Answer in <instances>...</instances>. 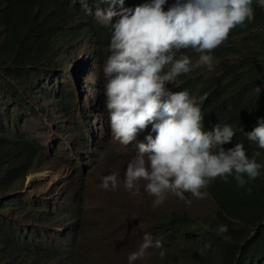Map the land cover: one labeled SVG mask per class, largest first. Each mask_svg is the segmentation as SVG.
Segmentation results:
<instances>
[{"label":"clouds","instance_id":"clouds-1","mask_svg":"<svg viewBox=\"0 0 264 264\" xmlns=\"http://www.w3.org/2000/svg\"><path fill=\"white\" fill-rule=\"evenodd\" d=\"M95 25L107 32L102 48L94 42ZM236 31L241 33L233 36ZM32 36L44 38L62 65L47 67L50 70L69 67L65 62L68 47L89 43V58L102 69V111H107L112 138L121 145L135 142L123 183L110 174L100 185L117 192L138 190L142 183L146 202L142 211L152 213L143 222L137 251L119 253L123 264H220L217 246L208 242H223L220 234L227 232V226L216 223L229 221L236 230L242 228L243 246L258 238V228H246L232 218L238 216L236 212L248 211L232 195L240 191L246 197L264 177V110L236 90L232 80L263 83L257 92L264 91V73L257 80L259 62H255L264 51V0H0V38L20 49ZM242 39L255 52L246 60L235 49ZM47 71L29 73L26 83L14 85L18 97L0 92V157L14 153L26 169L22 179L0 194V224L9 219L18 233L0 230L1 264L78 261L75 243L69 244V239L77 238L75 229L60 243L52 239L45 243L39 233L24 232L15 216L6 213L12 206L7 200L14 199L29 176L50 166L43 140L27 131L26 120L37 115L36 102L56 104L57 113L70 122L76 110L87 112L92 107L93 97L86 103L80 99L77 107L78 98L69 87L50 92ZM64 89L74 96L67 114L59 104ZM148 127L150 133L137 140ZM85 138L94 152L98 135ZM108 153L103 147L97 151L101 165ZM5 183L0 176L2 188ZM83 186L81 181L68 185ZM136 197L128 200L138 208L142 202ZM149 197L155 198L151 206ZM207 203V215L194 218V209ZM21 209L23 213L32 210ZM78 214L57 210L45 221L54 223L62 215L72 223ZM110 222L121 225L111 231L114 241L126 237L122 223ZM39 247L49 258L43 255L39 260ZM246 264H264V256Z\"/></svg>","mask_w":264,"mask_h":264},{"label":"rangeland","instance_id":"rangeland-1","mask_svg":"<svg viewBox=\"0 0 264 264\" xmlns=\"http://www.w3.org/2000/svg\"><path fill=\"white\" fill-rule=\"evenodd\" d=\"M71 54H74L73 58ZM89 54L88 42L82 48L68 47L65 62L69 63V67L64 70L48 69L45 74L49 79L50 92L62 86L69 87L78 98L77 107L81 104L80 99L86 103L88 97H93L92 107L87 112L76 110L70 122L57 113L56 104L47 105L43 100L36 102L37 115L26 120L27 131L43 140L50 166L47 169L40 167L37 173L29 176L27 182L13 194L14 199L7 200L12 206H9V212L6 213L15 216V222L24 232L31 233L33 230L39 233L45 243L51 239L53 243H60L67 232L75 229L78 232L77 238L69 239V244L75 243L74 252L78 255L76 264H123V260L118 257L119 253L137 251L141 245L139 240L143 222L145 217L151 218L152 213L149 209L142 211L146 203L142 200L141 194L145 192L140 189L142 183L137 185L138 190L131 191L126 189L115 192L100 187L102 178L110 174H115L118 183H123L126 165L135 155L132 148L135 142L121 145L113 140L107 111H102V69L92 57L89 58ZM80 66L85 71L84 76L79 70ZM93 86L96 90H92ZM82 89L83 93L79 95ZM73 126L75 129H72ZM150 130L148 127L140 132L137 140L141 135L150 133ZM86 134L99 137L95 145H92L94 152L87 145ZM102 147L109 149V153L101 165L102 161L97 160V151ZM78 181L83 183L82 189L68 187ZM131 196H137L142 202L138 208L134 201L128 200ZM154 199L149 197L147 205H153ZM40 205L46 209L38 210ZM21 208L32 210L25 209L26 213H23ZM209 208L208 203L197 207L192 215L194 218L205 217ZM57 210H63L64 214L78 212V218L76 222L70 223L63 220L61 215L54 223L46 222ZM108 217L126 227V237L114 241L111 231L119 229L121 225H111Z\"/></svg>","mask_w":264,"mask_h":264},{"label":"trees","instance_id":"trees-1","mask_svg":"<svg viewBox=\"0 0 264 264\" xmlns=\"http://www.w3.org/2000/svg\"><path fill=\"white\" fill-rule=\"evenodd\" d=\"M93 29L95 40L92 39L99 48H102L108 39L107 32L97 25L93 26ZM240 33L241 31H236L233 36ZM235 49L242 55V60L251 58L255 54L251 51L250 43L244 39L240 41V45H235ZM255 62H259L256 67L257 80H259L258 76L264 73V51ZM61 66L55 53L52 52L51 46L41 36L30 37L20 49L9 39L0 38V92L7 91L13 97H18L14 85L26 83L29 73L41 74L40 72L43 70H48L47 67L54 69ZM232 83L236 90L244 92L249 100L259 103L264 110V91L257 92V87L263 83L245 85L239 78H234ZM73 99L74 96L70 90L64 89L59 97V104L65 107L63 113L67 114L70 111L69 103ZM25 173V165L18 160L14 153L0 157V176L3 181H6L4 188L0 186V194L5 195L7 188L22 179ZM232 198L234 201H239L242 208L248 210L241 215L236 212L238 216L232 218L241 220L246 228H258L260 235L253 243H246L243 246L241 243L244 238L242 228L236 230L233 228V224L228 221L216 223L217 226H227V232L220 234L224 238L223 242L215 239L209 240L208 243L211 246H217L220 264H246L248 261L252 262L264 256V177L259 183L253 184L252 190L246 194V197L240 191H236L233 192ZM70 219H73V216ZM0 230L6 233H10V231L17 233L9 219H2ZM38 252L42 254L39 260H43L44 256L49 258L41 247L38 248ZM53 253L54 251L51 250V254Z\"/></svg>","mask_w":264,"mask_h":264},{"label":"bare ground","instance_id":"bare-ground-1","mask_svg":"<svg viewBox=\"0 0 264 264\" xmlns=\"http://www.w3.org/2000/svg\"><path fill=\"white\" fill-rule=\"evenodd\" d=\"M79 82H80V80H79ZM79 85H80V83H79Z\"/></svg>","mask_w":264,"mask_h":264}]
</instances>
